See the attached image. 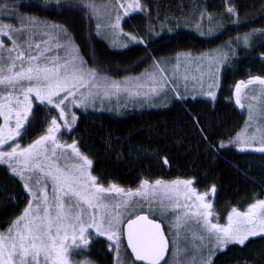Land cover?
I'll return each mask as SVG.
<instances>
[{"label": "snow or ice", "instance_id": "1", "mask_svg": "<svg viewBox=\"0 0 264 264\" xmlns=\"http://www.w3.org/2000/svg\"><path fill=\"white\" fill-rule=\"evenodd\" d=\"M68 7L79 8L89 20L106 17V24H95L97 35L102 27L121 30L122 16L145 9L140 0L0 3V165L19 178L27 194L20 213L0 229V264H79L73 255L96 237L107 238L108 247L117 253L116 264H129L119 258L122 245L130 250V264H215L213 257L228 245L246 246L249 238H264V197L253 198L244 208L231 206L221 223L209 199L216 191L214 184L203 192L194 187V178H140L134 189L111 182L105 186L92 174L93 161L79 150L77 141L61 142L63 129L72 130L77 121L73 107L86 110L98 100L122 94L147 101L158 97L168 83L175 85L171 91L176 99H185L172 78L175 71L170 76L160 61L153 58V72L112 78L106 70L88 65L67 28L24 11L51 13ZM227 12L238 16L231 6ZM197 28L200 30L199 24ZM128 35L130 40L144 43ZM257 36L264 38V29L238 35L236 47L226 42L223 48L196 58L197 64L207 61L215 83L220 66L237 55V48H251ZM186 60L192 63L190 58ZM248 85H259V90L242 99ZM212 87L201 93L214 99ZM233 96L238 106H247L249 128L208 147L234 146L241 152L264 154V76H249L246 83L237 81ZM37 102L50 105L58 115H51L50 120L45 117L41 134L21 143L38 126L34 122ZM193 121L199 125L197 118ZM204 139L207 141L206 136ZM163 163H168L166 158ZM157 211L161 217L171 216L167 230L162 226L164 219L155 218ZM190 255L191 261L187 259Z\"/></svg>", "mask_w": 264, "mask_h": 264}, {"label": "trees", "instance_id": "2", "mask_svg": "<svg viewBox=\"0 0 264 264\" xmlns=\"http://www.w3.org/2000/svg\"><path fill=\"white\" fill-rule=\"evenodd\" d=\"M191 1L141 0L145 9L125 16L121 30L144 43L121 49L112 48L93 35L94 21L79 8L68 7L51 13L37 9L24 11L67 28L88 65L98 66L114 77L138 74L153 64V58L161 61L180 53H202L229 41L236 47L238 35L264 29V0H197L194 4ZM181 2L187 4L181 7ZM229 6L238 16L227 12ZM205 21L212 26L211 33L206 31L201 35L189 27L195 22L207 26ZM262 43L264 38L257 36L251 48H237V55L223 65L214 99L185 96L182 100L171 98L164 105L132 107L119 114L77 113L70 135L77 141L79 150L93 161L92 174L105 186L111 182L126 189L136 188L140 178H194V187L201 192L214 184L213 210L220 222L231 206L244 208L253 198L264 197V154L241 152L234 146L208 147L209 143L216 145L220 140L227 142L244 127L246 115L233 101V89L237 81L264 76ZM34 109V122L38 126L21 143L45 127L42 122L48 118V107L37 102ZM200 129H204L203 133ZM165 158L167 164L163 163ZM24 195L18 177L0 165V229H5L20 213ZM125 252L131 260L126 248ZM74 259L90 264H116L113 250L101 237L92 239ZM213 259L215 264H264V238H249L246 246L230 244Z\"/></svg>", "mask_w": 264, "mask_h": 264}, {"label": "rangeland", "instance_id": "3", "mask_svg": "<svg viewBox=\"0 0 264 264\" xmlns=\"http://www.w3.org/2000/svg\"><path fill=\"white\" fill-rule=\"evenodd\" d=\"M66 1H68V0H65V2ZM71 1L76 2V0H71ZM4 2H5V0H0V3H4ZM106 2L111 3V0H97V3H99V4H103ZM140 2H141V0H140ZM195 2H197V0H192L190 3L194 4ZM185 4H187V3L181 2V7L182 6L184 7ZM138 11H140V10H137L136 12H138ZM136 12H133V13H136ZM180 12L182 13V10H180ZM130 14H132V13H129L128 15H130ZM31 15H33V14H31ZM114 15H115V11H113V17H114ZM124 17L125 16H122V19ZM40 20L46 21L44 19H40ZM92 21H94V25L97 22L104 25L107 23V18L102 17L99 21H97V20H92ZM47 22L51 23V24H56V23L51 22V21H47ZM205 23H206V25L208 24L206 21H205ZM197 25L198 24L195 22L194 24L189 25V27L193 28L195 31H197L199 33H201V31H202L204 34L208 33L206 31H208L209 28H212L211 25H207V26H200L199 25L200 30H198ZM218 25L219 24L216 23V27ZM217 28H219V27H217ZM91 33L93 35H97V30L95 27L93 28ZM97 36L99 38L103 39L112 48L121 49V48H125L126 46H128L130 44L138 43L137 41L130 40L129 35L125 34L121 30H115L114 31L113 29H111L109 27H102L100 29V34ZM223 47H224V45H221L215 49L223 48ZM215 49H213V50H215ZM213 50H208V51H205L202 53H197V54H192L189 52L180 53V54H177L170 59H165V60L160 61L161 66L167 70V72L169 73L170 76H172L173 72L175 71V76H173L172 78L176 80V83L178 84V90L180 91V93L184 97L185 96L208 97V96H205L201 93V89L207 91L209 89V85H213L212 90L215 91V93L217 92L219 80L214 83L213 78L211 76V73L208 70L207 61L205 60L204 63L199 64V65L197 64V61H196V58L201 57L202 55L206 56L208 53L212 52ZM79 54H80V52H79ZM186 58H190L192 60V63L191 64L187 63ZM152 65L153 64H151L150 66H148L144 70H141L138 74H135V75L125 74L121 77H114V76H110V77L115 78V79H120L122 77H129V76L130 77H136V76H139L141 73L153 72L154 69H153ZM222 68H223V65L220 66L219 76H220V72H221ZM185 77H187V79H185ZM247 80H245L243 82L246 83ZM173 86H175V85H173L172 83H168V85L165 87V89L161 92V94L158 97L150 98L147 101H145L142 97L129 98V97H127L126 94H122L119 97L113 96L111 98H105L102 102L98 100L96 102L95 106H89L86 110L84 108L73 107L72 111L75 112L76 116H77V113L86 112V111L104 112V113H112V114L118 113L119 114L120 112L127 110V109H130L132 107L139 108V107H145V106H149V105H151V106L164 105L171 98H175L174 93L171 91V88ZM234 89H235V87H234ZM234 89H233V91H234ZM253 90L258 91L259 85H248L247 88L245 90H243V92H242V99L244 96H250L252 94ZM145 91H147V89H145ZM232 99L235 102V98H234L233 94H232ZM248 102L249 101L247 99L244 100L245 105H247ZM47 107L49 109V112H48V119L49 120L51 118V115H58V112H56L55 110H52L50 105ZM242 109L246 115V121H247V119H248L247 106H245ZM73 127H74V125H73ZM73 127H72V129H73ZM246 128H249V125L245 122V125L240 132H243V130H245ZM252 130H254V129H252ZM63 131L65 134L60 136L61 142L62 143L67 142L70 144L72 142V138L70 135L72 130L63 129ZM41 132H42V130L39 131L37 133V135L41 134ZM37 135H35L33 138H35ZM258 135H259V133H258ZM31 139L32 138H29L28 140L25 139L26 142H24V143L30 142ZM166 181H170V180H166ZM212 197H213V194L210 195L209 199L212 200ZM23 200H24V202H23V207H24L25 204L27 203V194L26 193L24 195ZM23 207H22V209H23ZM149 215H150V217H152L153 213L150 212ZM154 215H155V218H157V219H164L163 227L165 228V230H167V222L171 219V216L161 217V214L159 211L155 212ZM213 222H216V221H213ZM221 223H223V220L221 221ZM101 238L107 240L106 237H101ZM112 250H113L115 258L117 260V253L115 252L114 248ZM76 254H78V252ZM74 256H75V254L73 255L72 259L75 261ZM119 258H122L123 260L128 261L129 264L131 262V260L127 257V254L125 252V247L123 245L121 246V248L119 250ZM187 259L189 261H191L192 256L190 255ZM196 259L199 260V253L198 252L196 253ZM76 262H79V264H86L87 261L86 260H80V261H76Z\"/></svg>", "mask_w": 264, "mask_h": 264}, {"label": "water", "instance_id": "4", "mask_svg": "<svg viewBox=\"0 0 264 264\" xmlns=\"http://www.w3.org/2000/svg\"><path fill=\"white\" fill-rule=\"evenodd\" d=\"M163 226V225H162ZM125 244H126V242H125ZM126 248V247H125ZM128 251V253H129V255H130V250H127ZM132 258V257H131Z\"/></svg>", "mask_w": 264, "mask_h": 264}]
</instances>
